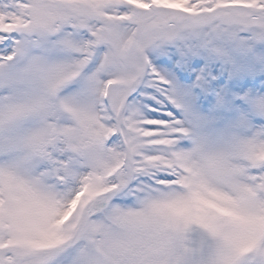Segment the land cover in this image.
I'll use <instances>...</instances> for the list:
<instances>
[{
  "label": "snow or ice",
  "instance_id": "6c2138e0",
  "mask_svg": "<svg viewBox=\"0 0 264 264\" xmlns=\"http://www.w3.org/2000/svg\"><path fill=\"white\" fill-rule=\"evenodd\" d=\"M0 264H264V0H0Z\"/></svg>",
  "mask_w": 264,
  "mask_h": 264
}]
</instances>
